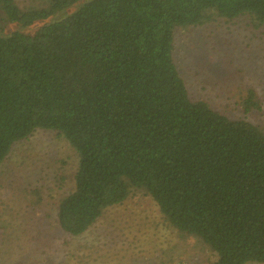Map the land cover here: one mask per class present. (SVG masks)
I'll return each mask as SVG.
<instances>
[{"label": "trees", "instance_id": "16d2710c", "mask_svg": "<svg viewBox=\"0 0 264 264\" xmlns=\"http://www.w3.org/2000/svg\"><path fill=\"white\" fill-rule=\"evenodd\" d=\"M242 17L264 29V0H0V166L55 131L79 158L57 205L63 232L143 188L214 250L211 264H264V126L194 100L174 59L181 27ZM242 106L262 109L256 90ZM44 188L25 190L30 206Z\"/></svg>", "mask_w": 264, "mask_h": 264}, {"label": "rangeland", "instance_id": "374dc122", "mask_svg": "<svg viewBox=\"0 0 264 264\" xmlns=\"http://www.w3.org/2000/svg\"><path fill=\"white\" fill-rule=\"evenodd\" d=\"M31 0H18L21 5ZM38 2V0H37ZM174 59L191 97L232 118L264 126V29L249 19L181 27ZM254 89L261 110L248 115L242 101ZM16 143L0 166V264H211L214 250L177 226L145 189L107 208L85 233L72 236L57 223L59 200L72 191L78 154L55 131L38 130ZM65 190L58 191V177ZM45 186L44 202L29 205L26 189ZM247 264H258L250 261Z\"/></svg>", "mask_w": 264, "mask_h": 264}]
</instances>
